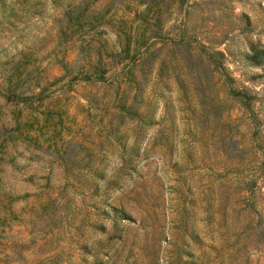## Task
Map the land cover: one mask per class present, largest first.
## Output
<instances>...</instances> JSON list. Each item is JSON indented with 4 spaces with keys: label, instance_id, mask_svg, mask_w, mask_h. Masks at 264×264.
Wrapping results in <instances>:
<instances>
[{
    "label": "rangeland",
    "instance_id": "1",
    "mask_svg": "<svg viewBox=\"0 0 264 264\" xmlns=\"http://www.w3.org/2000/svg\"><path fill=\"white\" fill-rule=\"evenodd\" d=\"M79 1L0 0V264H264V0Z\"/></svg>",
    "mask_w": 264,
    "mask_h": 264
},
{
    "label": "trees",
    "instance_id": "2",
    "mask_svg": "<svg viewBox=\"0 0 264 264\" xmlns=\"http://www.w3.org/2000/svg\"><path fill=\"white\" fill-rule=\"evenodd\" d=\"M87 0H80L79 2H77V4L74 6L75 9L80 8L81 4H85ZM119 3H122V0H120ZM146 3V1H145ZM66 15H68V12L66 13ZM67 20H70V14L67 17ZM159 18H156V21H158ZM143 35V32H137L135 30V32L132 34L133 36V41L136 42V39L139 38L140 36ZM129 37V35L125 34V43L119 48V50L117 52L111 53V56H117L115 62L118 63L123 59H127V58H131L133 57V59H137L140 60L142 57L141 55L143 54V52L145 51L144 48H142L139 44V41H137L135 44H133V51L131 54H128L130 51V45L129 42L127 40V38ZM93 39V37L91 36L90 38L84 39L83 42L80 44L79 46V51H78V55L80 57L81 60H86V64L91 65L93 62L91 60L92 54L93 56H97V58L95 59L96 61L91 65L92 70L91 71H83L78 69L76 66H73L72 68H70L73 71H76V73H78L79 75H82V79L83 80H87L88 82L91 81H96L99 79H104V75L103 73L107 70L108 68V64L105 66L104 60L102 62V59L100 57V52H101V44L98 42V44L96 46H92L91 47V43L90 41ZM127 40V41H126ZM136 48V49H135ZM84 51L88 52L87 58H84ZM105 51V50H104ZM111 50H106L105 53H109ZM81 55V56H80ZM103 77V78H102ZM10 195L9 194H5L4 192H0V201L5 199L6 201L10 200Z\"/></svg>",
    "mask_w": 264,
    "mask_h": 264
}]
</instances>
